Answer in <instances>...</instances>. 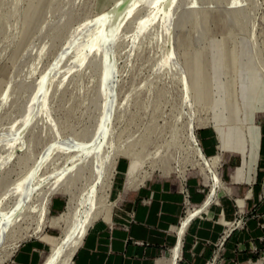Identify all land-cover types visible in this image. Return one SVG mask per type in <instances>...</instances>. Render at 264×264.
Here are the masks:
<instances>
[{
    "label": "rangeland",
    "instance_id": "rangeland-1",
    "mask_svg": "<svg viewBox=\"0 0 264 264\" xmlns=\"http://www.w3.org/2000/svg\"><path fill=\"white\" fill-rule=\"evenodd\" d=\"M120 2L0 0V264L31 240L45 264L110 221L124 179L217 168L202 130L222 151L255 149L264 0H126L109 32Z\"/></svg>",
    "mask_w": 264,
    "mask_h": 264
},
{
    "label": "crops",
    "instance_id": "crops-1",
    "mask_svg": "<svg viewBox=\"0 0 264 264\" xmlns=\"http://www.w3.org/2000/svg\"><path fill=\"white\" fill-rule=\"evenodd\" d=\"M256 139L253 152H226L205 129L199 145L206 159L219 156L217 168L202 160L186 179H149L133 189L124 179L112 218L89 228L70 264H264V122ZM241 217L246 225L234 227ZM44 247L28 241L6 264H41Z\"/></svg>",
    "mask_w": 264,
    "mask_h": 264
},
{
    "label": "bare ground",
    "instance_id": "bare-ground-1",
    "mask_svg": "<svg viewBox=\"0 0 264 264\" xmlns=\"http://www.w3.org/2000/svg\"><path fill=\"white\" fill-rule=\"evenodd\" d=\"M121 3V2H120ZM126 6V0H123V2L121 3V5H117V7H113L109 12L107 13H103L102 15V19L104 21H107L109 23V25L111 26L112 24V21H113V17L115 15H118L119 12H121L123 10V8ZM124 12L122 11V14ZM120 15V14H119ZM121 16V15H120ZM108 28V31L111 32L112 31V28L113 26H111ZM38 183V182H37ZM36 183V185H37ZM39 184V183H38ZM41 186V185H40ZM50 195V198H51V194ZM47 196V195H46ZM214 196V195H213ZM212 197V196H211ZM211 197L209 198V201L207 203H210L211 200ZM49 198V197H48ZM53 198V197H52ZM46 199V198H45ZM44 200V199H43ZM49 200V199H48ZM45 201V200H44ZM47 203V202H46ZM48 204V203H47ZM44 205V204H43ZM209 205V204H208ZM204 207V206H203ZM44 208V206H43ZM45 209V208H44ZM44 209H43V212H44ZM42 212V213H43ZM41 215V214H40ZM41 217V216H40ZM186 227L182 228L180 230L181 233H183L184 229ZM43 231L42 227L38 229V231H36V234H41ZM35 234V233H34ZM35 234V235H36ZM69 234V233H68ZM85 235L83 236H79V237H76L74 238V240L70 241L69 245H61L60 247H57V245L54 247L53 251L51 252L52 256H51V260L49 262H45V264H70L71 262V259L76 251L77 248H79V244L81 243L82 239L84 238ZM37 239V238H36ZM69 239V238H68ZM21 241V240H20ZM68 244V243H67ZM177 246V245H176ZM17 250V249H16ZM177 250V249H176ZM64 251V252H63ZM66 252V256L63 258V260H60V261H56L55 258L57 257V255L59 253H64L65 254ZM60 255V254H59ZM63 256V254L61 255ZM62 258V257H61ZM55 262V263H54Z\"/></svg>",
    "mask_w": 264,
    "mask_h": 264
},
{
    "label": "built area",
    "instance_id": "built-area-1",
    "mask_svg": "<svg viewBox=\"0 0 264 264\" xmlns=\"http://www.w3.org/2000/svg\"><path fill=\"white\" fill-rule=\"evenodd\" d=\"M182 193H183V197H184V201H185V206L189 207V205H190V191H189L186 183L183 184ZM245 225H246L245 217H241L238 221L233 223V226L237 227V228L244 227ZM213 264H215V262Z\"/></svg>",
    "mask_w": 264,
    "mask_h": 264
}]
</instances>
